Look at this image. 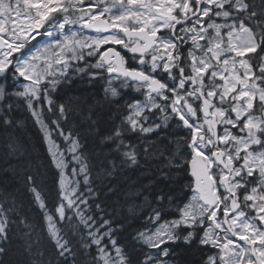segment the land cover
I'll return each instance as SVG.
<instances>
[{"label":"snow or ice","instance_id":"6c2138e0","mask_svg":"<svg viewBox=\"0 0 264 264\" xmlns=\"http://www.w3.org/2000/svg\"><path fill=\"white\" fill-rule=\"evenodd\" d=\"M72 75L104 80L110 103L119 104L124 89L144 96L129 101L120 123L101 138L121 165L139 166L142 151L166 161L158 167L161 183L173 180L172 169L191 177L187 202L160 189L128 208L146 221L130 237L142 259L119 241L122 224L91 212V166L79 133L61 126L68 109L52 99ZM21 103L57 169L52 209L35 178L25 177L57 264H80L81 256L90 264H176L173 245L215 250L204 264H264V0H0V126L16 123ZM45 110L58 116L49 122ZM173 125L186 130L175 152L152 144L141 150L127 139L174 135ZM110 163L105 171L113 176ZM173 209L176 215L165 219ZM14 212L15 202L0 198V264H26L9 259L13 225L28 226ZM57 224L79 232L76 248Z\"/></svg>","mask_w":264,"mask_h":264},{"label":"trees","instance_id":"16d2710c","mask_svg":"<svg viewBox=\"0 0 264 264\" xmlns=\"http://www.w3.org/2000/svg\"><path fill=\"white\" fill-rule=\"evenodd\" d=\"M104 88L105 81L102 79L90 80L87 76L82 78L81 75H72L67 83L52 93V99L56 105L64 104L68 109L69 118L67 121L61 120V126L66 132L71 130L73 134L79 133L83 145L81 150L91 166V186L94 190V197L89 198V202L93 204L91 212L96 214L97 220L100 216H105L111 217L114 225L122 224L124 227L118 234L119 241L127 246L134 258L142 259L143 250L139 246L133 249L130 237L146 221L143 218H132L128 208L142 204L144 196L151 200L153 194L160 189L171 193L177 203L186 202L190 193L185 186L191 177L183 169H172L173 180L161 183L158 167H163L166 161L155 155L146 157L142 151L139 166L121 165V157L111 150V146L102 143L101 138L120 123L122 116L128 111L127 104L122 100H119V104L110 103L111 98H106ZM56 116L58 113H48L45 110V117L49 122ZM13 119L16 121L13 126H0V198L7 195L9 202L14 201L15 212L12 218L24 219L28 226L19 223L13 225L9 259L24 261L26 264H39L40 261L44 264H57L58 258L48 236L44 215L25 180L27 175L35 178L45 202L52 209L57 202V169L51 162L44 135L26 105L21 103L14 109ZM170 131L174 135L161 132L159 137L152 134L140 139L136 135H130L127 139L141 150L147 144H152L156 149L175 152L182 142L179 137L185 135V132L175 125ZM53 135L64 148L63 139L55 133ZM161 139L163 143L160 142ZM110 162L116 164L113 176L106 175L105 171L111 168ZM136 190H142L143 195L134 196ZM97 203L101 205L102 211L95 208ZM144 213L145 210L141 209L137 216L142 217ZM175 215L174 209L166 211L165 219H171ZM57 227L62 229V234H67L74 248L79 245V232L73 235L67 224H57ZM26 232L31 233L30 238L25 235ZM26 245H31V253H25ZM172 247L176 248V264H204L210 252L215 251L201 249L199 246ZM79 259L80 264H90V257L81 256Z\"/></svg>","mask_w":264,"mask_h":264},{"label":"rangeland","instance_id":"374dc122","mask_svg":"<svg viewBox=\"0 0 264 264\" xmlns=\"http://www.w3.org/2000/svg\"><path fill=\"white\" fill-rule=\"evenodd\" d=\"M86 2H87V0H86ZM67 27V26H66ZM85 32V34L86 35H95V33H90V32H88V31H84ZM38 39L39 40H41V42H46V40H47V38H40V37H38ZM32 43H36V41H33ZM124 90H126V89H124ZM123 91V90H122ZM133 91H135L134 89H133ZM136 92V94L137 95H140L141 93L140 92H137V91H135ZM142 95V94H141ZM141 101H143L144 100V96L142 95V97L141 98H139ZM183 130V129H182ZM184 132H185V134H186V131L185 130H183ZM182 145H183V142H180V147H182ZM62 148V147H61ZM63 149V148H62ZM185 151H186V149H185ZM189 196H190V194H189ZM89 198H92V197H89ZM189 198V197H188ZM187 202V201H186Z\"/></svg>","mask_w":264,"mask_h":264},{"label":"flooded vegetation","instance_id":"af4514ba","mask_svg":"<svg viewBox=\"0 0 264 264\" xmlns=\"http://www.w3.org/2000/svg\"><path fill=\"white\" fill-rule=\"evenodd\" d=\"M132 66L135 67L137 65L133 64ZM127 96L134 97V98L141 97L139 95H136L134 92L132 93V90L131 89H126V90H123L122 91V98H120V100H127V101H129V97H127Z\"/></svg>","mask_w":264,"mask_h":264}]
</instances>
